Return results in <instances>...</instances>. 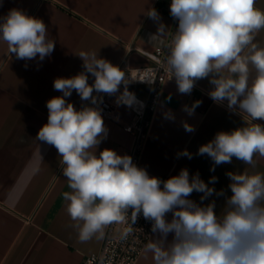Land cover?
Wrapping results in <instances>:
<instances>
[{"label": "clouds", "instance_id": "1", "mask_svg": "<svg viewBox=\"0 0 264 264\" xmlns=\"http://www.w3.org/2000/svg\"><path fill=\"white\" fill-rule=\"evenodd\" d=\"M255 4L256 0H171L174 32L160 22L154 6L143 12L158 23L149 39L165 44L164 67L178 92L190 95L198 81L207 79L208 95L215 103H226L229 111L249 118L231 131L217 132L199 147L197 155H207L213 162L211 171L233 158L255 169L256 157L264 158V124L257 122L264 121V45L254 42L264 29V10ZM168 36L167 41L161 39ZM0 42L16 59L26 61H43L55 48L44 21L18 8L0 16ZM78 55L83 71L53 81L62 95L46 102L47 123L35 138L53 146L60 157L71 189L62 195L78 241L103 239L109 225L129 220L135 224L142 215L151 222L153 234L143 255L150 256L153 264H264V172H227L228 196L224 189L209 186L217 182L215 176L205 183L199 172L190 175L182 168L178 175L162 180L137 166L130 155L107 148L97 154L108 135L100 94L116 96L118 106L128 107L136 97L119 66L97 51ZM89 74L94 77L91 84ZM73 91L91 106L77 109L68 102ZM199 105L196 101L183 110L191 116ZM165 118L174 119L170 110ZM183 126L187 132L195 130L187 122ZM179 155L192 158L186 149ZM193 192L202 194L199 203L190 199ZM213 195L224 197L219 214L215 200L204 203ZM131 231L125 228L121 238Z\"/></svg>", "mask_w": 264, "mask_h": 264}, {"label": "crops", "instance_id": "2", "mask_svg": "<svg viewBox=\"0 0 264 264\" xmlns=\"http://www.w3.org/2000/svg\"><path fill=\"white\" fill-rule=\"evenodd\" d=\"M170 3L171 0H0V16L13 8L22 9L42 19L55 41L54 51L43 61L18 60L0 42V264H79L85 255L99 249L103 239L78 241L62 195L71 189L62 174L60 157L53 146L35 138L47 123L46 102L62 95L54 89L53 81L83 71L78 54L97 51L99 57L117 66L126 55L132 65L149 63L142 52L150 54L160 44L149 39L157 32L158 23L143 12L149 5L154 6L160 22L171 29ZM255 7L264 10V0H256ZM254 42L264 45V29L255 35ZM130 46L136 49L128 51ZM93 81L89 74L88 83ZM210 88L208 80L202 79L187 95L178 92L174 78L165 82L144 143L141 166L168 178L187 168L190 175L199 172L205 183L215 176L217 182L209 186L217 191L224 189L230 196L226 173L264 172V158L256 157L255 169L233 158L232 163L211 171V159L197 155L199 147L217 132L231 131L249 119L243 113L229 111L226 103H215L208 95ZM131 89L146 98V86L132 85ZM67 100L77 109L84 104L91 106L90 102H82L75 91ZM196 101L200 105L190 116L184 106ZM169 110L174 119L165 118ZM117 112L118 121L102 115L108 135L97 154L106 148L121 154L132 143V134L121 122L130 120L134 112L126 105H120ZM184 122L195 130L187 132ZM185 149L192 154L191 159L179 155ZM201 195L193 192L190 199L199 203ZM211 200L216 201L219 214L224 197L213 195L204 203ZM136 264L153 262L142 253Z\"/></svg>", "mask_w": 264, "mask_h": 264}, {"label": "built area", "instance_id": "3", "mask_svg": "<svg viewBox=\"0 0 264 264\" xmlns=\"http://www.w3.org/2000/svg\"><path fill=\"white\" fill-rule=\"evenodd\" d=\"M177 22L172 18L170 31H175ZM170 36L164 40L167 41ZM136 49L133 46L128 47V51ZM150 62L144 65H132L129 55H126L118 65L125 71L126 77L130 79L128 90L134 93L136 103L130 108L134 115L130 120L122 121L123 128L133 136L131 145L120 155H130L137 166H141V154L144 143L149 134L153 115L157 109L165 82L170 78L169 73L164 67V60L167 53L165 44H159L154 47L152 53L142 52ZM134 77V79L132 78ZM151 80V81H149ZM132 85H141L147 87V96L143 98L131 89ZM124 86L121 85L120 91ZM102 95L103 99L99 107L102 109V115L112 120H119L117 112L118 106L115 103L116 96ZM156 176L162 180L168 179L166 175ZM125 228H131V233L127 238H121ZM151 232V222L140 215L135 224L129 220L125 224H112L105 229V236L98 250L85 255L79 264H136L143 253L144 246L148 243V237Z\"/></svg>", "mask_w": 264, "mask_h": 264}]
</instances>
